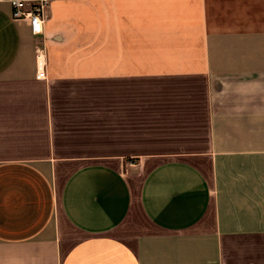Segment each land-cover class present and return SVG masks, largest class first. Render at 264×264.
Segmentation results:
<instances>
[{"label":"crops","instance_id":"obj_1","mask_svg":"<svg viewBox=\"0 0 264 264\" xmlns=\"http://www.w3.org/2000/svg\"><path fill=\"white\" fill-rule=\"evenodd\" d=\"M0 264H264V0L0 2Z\"/></svg>","mask_w":264,"mask_h":264},{"label":"built area","instance_id":"obj_2","mask_svg":"<svg viewBox=\"0 0 264 264\" xmlns=\"http://www.w3.org/2000/svg\"><path fill=\"white\" fill-rule=\"evenodd\" d=\"M52 0H0L7 3L11 8V18L14 21H23L28 23L31 35L39 36L43 32L45 12ZM37 52V78L45 77V69L42 63L43 52L36 49Z\"/></svg>","mask_w":264,"mask_h":264}]
</instances>
